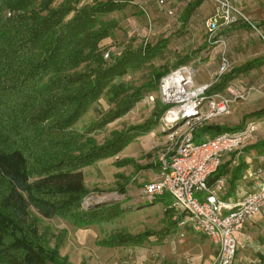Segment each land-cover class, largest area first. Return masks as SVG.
Returning a JSON list of instances; mask_svg holds the SVG:
<instances>
[{
  "label": "trees",
  "instance_id": "1",
  "mask_svg": "<svg viewBox=\"0 0 264 264\" xmlns=\"http://www.w3.org/2000/svg\"><path fill=\"white\" fill-rule=\"evenodd\" d=\"M135 2L0 0V264H64L60 247L51 246L39 232L33 211L48 219L76 214L81 223L90 225L110 222L129 212L126 209H143L144 203L85 202L90 195L85 170L117 157L135 140L152 133L167 110L158 103L151 119L113 132L103 145L87 138L89 131L121 119L158 92L160 80L169 72L155 68V61L170 46L169 38L131 46L110 62L104 58V41L121 29L116 19L107 18ZM201 2L186 8L184 26ZM193 59L186 56L175 67L189 66ZM258 67L255 61L231 70L208 95L223 92L238 75ZM147 68L153 73L148 83L139 87L118 83ZM105 96L115 107L79 134L75 126ZM263 120L264 108L237 127L204 125L194 133V141L242 132L249 123ZM251 149L264 150V143ZM231 164L223 163L208 183L227 177ZM259 169L264 170L252 171ZM244 170L245 164L239 163L232 183ZM163 199L145 203L155 206ZM172 213L168 207L166 214ZM177 227L171 220L162 230L120 235L105 244L115 248L138 246L152 238L165 240Z\"/></svg>",
  "mask_w": 264,
  "mask_h": 264
},
{
  "label": "rangeland",
  "instance_id": "2",
  "mask_svg": "<svg viewBox=\"0 0 264 264\" xmlns=\"http://www.w3.org/2000/svg\"><path fill=\"white\" fill-rule=\"evenodd\" d=\"M89 1L92 2V0ZM133 10L135 11V9ZM137 12L126 14L116 12V15L107 18L111 20L117 16V21L121 23L125 31L122 33L121 27L120 30L117 29L113 33L110 39L104 41L103 53L106 61L110 62L112 57L118 56L124 49L131 46H141L146 42L156 43L167 36L166 27L168 28L167 31L176 30V33L180 32V27H183V30L185 29L183 19L176 16H166L158 9L156 12L151 11L150 8L146 12H141V14H137ZM151 13H156L155 21H153ZM119 19L123 21L120 22ZM192 31L193 33L189 37L190 45L168 47L167 51L162 53L155 61L156 69L171 70L180 59L191 56L195 52L194 48L197 44L195 38L198 35L197 30L194 34L195 25H193ZM108 52H110L111 57L106 59L105 55ZM192 55L194 56V54ZM152 77V68H147L132 73L125 77L123 81L119 80L118 83L139 87L148 83ZM150 96L154 97V102L148 103L144 98L126 116L101 130L93 129L89 131L87 138L103 145L111 138L113 132H121L130 126L145 123L153 117L155 110L158 108V103H161L158 92H153ZM114 107L115 103L110 102L105 96V99L92 107L74 129L82 134L87 127L94 125L95 121ZM222 119L216 118L211 123L218 126V123L223 122ZM161 132L159 122V126L152 134L146 135L140 140H135L117 157L100 161L93 167L87 168L85 176L90 195L86 199H92L96 204L101 201L103 205L121 202L128 204L132 198L138 199L143 181H148L151 173L154 175L160 174V167L152 166L157 156L162 153L166 146L165 143L160 145L159 153L154 149L162 142ZM195 143L199 144V142ZM243 154V152H239L241 160L244 159ZM151 170L153 171L151 172ZM122 188L125 189L124 193L120 192ZM195 196L198 199L202 198V194H196ZM171 202L170 199L164 198L157 202L155 206L144 203L142 210L130 212L131 210L126 209L129 212L121 214L110 222L92 223L90 225L81 223L76 214L48 219L33 211L32 216L37 220L41 235H44L50 241L51 246L58 245L60 247L61 262L64 264H136L138 260L153 261V264H185V261L199 258L200 255L204 256L203 262L205 263L206 254L215 252V247L211 241L203 236H199V238L189 235L182 238L176 237L178 231L176 228L165 240L152 238L138 246L129 245L115 248L108 247L105 244L106 241L116 236H135L143 234L145 231H159L166 228L170 225L172 215H174V212L170 215L166 214L168 204ZM235 238L241 247L236 234ZM240 247L239 253L244 251Z\"/></svg>",
  "mask_w": 264,
  "mask_h": 264
},
{
  "label": "built area",
  "instance_id": "3",
  "mask_svg": "<svg viewBox=\"0 0 264 264\" xmlns=\"http://www.w3.org/2000/svg\"><path fill=\"white\" fill-rule=\"evenodd\" d=\"M209 1L214 6V12L205 24L210 46L219 43L215 38L223 27L237 24L253 26L251 19L239 7L240 0ZM167 14L176 16L174 10ZM262 41L264 50V36ZM105 57L109 59L110 52ZM231 67L230 60L223 54L218 72L208 84L195 85V70L190 66L177 67L160 80L159 100L167 108L160 120L166 146L157 162L160 179L145 184L141 192L146 202H153L166 194L171 197L172 221L178 228L206 237L217 247L212 264H235L239 247L235 233L255 215L264 216V185L258 192L233 202L225 197L224 178L208 183L224 163L225 156L233 164H238L239 152H244L257 139V125L249 123L242 132L219 134L199 144L194 141L198 128L215 118L230 116L234 105L247 101L253 91L263 93L259 88L234 83L223 92L208 95ZM146 101L152 103L155 99L148 96ZM249 176L259 180L264 178V170L251 171ZM196 194H202V198L198 199ZM89 201L92 199H86V204ZM136 264H153V261L138 260Z\"/></svg>",
  "mask_w": 264,
  "mask_h": 264
},
{
  "label": "crops",
  "instance_id": "4",
  "mask_svg": "<svg viewBox=\"0 0 264 264\" xmlns=\"http://www.w3.org/2000/svg\"><path fill=\"white\" fill-rule=\"evenodd\" d=\"M196 1L197 0H136L134 5H129L122 12L123 14H126L138 11L137 14H141V12H146L148 8H150V10L154 12H156L158 9L167 16V12L169 10H174L176 17L182 19L186 8ZM92 2L94 1L92 0ZM162 2H164V4ZM239 7L251 19L253 26L247 24H237L230 27H223L217 33L215 40L219 43L215 45L210 46L208 44L207 30L205 27L206 21L214 12V6L209 0H202L200 5L191 15L188 23L185 26L183 25L185 28L184 30L183 27H180V32L176 33V30L167 31L168 28L166 27L165 31L168 34L163 38L170 39V46L176 45L179 47H184L190 45L189 37L193 33V25H195L194 34L196 33V30L198 34L197 38H195L197 44L194 48L195 52L192 53L194 56L191 54L194 59L189 65L191 68H193V70H195V85H204L212 82V78L218 72L223 54H226L227 58L230 60L232 64L231 70L241 68L249 63L258 61V68L238 75L234 82L235 84H240L248 88H259L263 90V93L253 91L247 101L238 102L235 104L230 116H226L224 119L219 117L223 120V122L218 123V126H240L245 122V118L247 116L264 108V50L262 41V36H264V0H240ZM132 8L135 9V11ZM153 14L154 13H151L152 16H150L152 17L153 21H155L156 13L154 15ZM115 19L117 20V16ZM119 20L120 22L123 21L121 19ZM123 29L124 28L122 27V33L125 31ZM175 68L177 67H174L173 69ZM171 70H169V72ZM208 124L214 125L211 123V121L206 125ZM257 128L258 139L255 140L253 144L243 152V160H241L239 156L238 164L232 163L230 165V174L225 177V197L233 202H239L247 195L258 192L264 185V178L255 180L249 176V172L252 170L261 167L264 168V150L251 149L264 143V120L257 123ZM161 136L162 142L154 147L157 153H159L158 149L160 148V145L164 143L166 144L165 135L162 134ZM142 138H144V136L137 140ZM163 151L164 149L162 152ZM159 155L157 156V159L155 160L152 167L158 166L157 162ZM230 162L231 161L229 157L225 156L224 163L228 164ZM239 163L245 164V170L241 174L240 179L232 183L231 179L233 177V173L236 170V167H238ZM152 171L153 170H151V172ZM159 179L160 175H154L151 173L150 179L146 182L143 181L138 199L135 200L132 198L129 204L137 205L145 203L146 200L141 196L144 185L153 181H158ZM163 198H168L172 201L168 194L164 195ZM171 203L168 204V207H170ZM176 229L178 230L176 237L182 238L189 235L199 238V235H194L189 229L183 230L178 227ZM235 234L240 240V249H244V251H241L240 253L237 251L235 264H264V216L262 214L255 215L242 230L236 232ZM212 245L215 247V252L213 254H206L205 263L203 262L204 256L200 255L199 258L185 261V264H212L218 250L213 243Z\"/></svg>",
  "mask_w": 264,
  "mask_h": 264
},
{
  "label": "water",
  "instance_id": "5",
  "mask_svg": "<svg viewBox=\"0 0 264 264\" xmlns=\"http://www.w3.org/2000/svg\"><path fill=\"white\" fill-rule=\"evenodd\" d=\"M182 123H183V122H181V124H182ZM93 207L95 208L96 206L93 205Z\"/></svg>",
  "mask_w": 264,
  "mask_h": 264
}]
</instances>
